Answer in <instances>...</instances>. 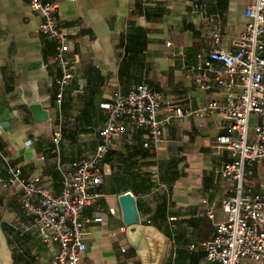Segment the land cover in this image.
<instances>
[{"label": "crops", "instance_id": "crops-1", "mask_svg": "<svg viewBox=\"0 0 264 264\" xmlns=\"http://www.w3.org/2000/svg\"><path fill=\"white\" fill-rule=\"evenodd\" d=\"M252 1L59 0L55 17L81 60L58 105L55 41L38 31L41 17L29 0H0V149L10 148V163L23 177H40L59 194L58 161L70 164L95 154L106 119L104 104L118 88L145 83L161 91L165 101H180L185 109L220 98L187 76L188 68L206 60L212 48L207 37L211 24L193 12L191 2L221 18L222 46L229 48L233 35L249 21L245 9ZM35 104L47 111L46 120H36L31 109ZM59 114L64 120L57 155L51 150V136ZM225 125L219 112L202 119L174 117L157 148L143 146L144 130L118 141L104 160L103 183L96 190L100 196L86 211L90 221L84 224L88 249L83 264H142L122 218L119 196L126 192L136 197L141 223L167 237L161 264H204V244L214 236L216 224L226 219L221 201L229 190L220 170L233 156L214 148ZM7 166L0 156V224L13 264H55L57 245L44 242L35 229L22 236L16 231L30 217L21 207L20 184L4 183ZM245 184L264 194V158L247 169ZM206 196L213 217L203 202ZM99 216L101 222L92 220Z\"/></svg>", "mask_w": 264, "mask_h": 264}, {"label": "built area", "instance_id": "built-area-1", "mask_svg": "<svg viewBox=\"0 0 264 264\" xmlns=\"http://www.w3.org/2000/svg\"><path fill=\"white\" fill-rule=\"evenodd\" d=\"M29 2L41 17L38 31L56 43L54 62L60 74L55 79V100L60 105L76 75L81 54L55 17L59 0ZM191 6L193 12L211 24L207 37L212 48L206 60L188 68L187 76L198 88L216 92L220 98H210L196 109H185L180 101H165L161 91L145 83L118 88L113 100L104 104L106 119L95 154L70 164L58 161L62 173L59 194H54L40 177H23L21 169L10 163V148L0 149V156L8 163L4 183L20 184L21 207L30 217L16 231L22 236L35 229L44 242L57 245L55 264H83V254L88 249L84 224L90 221L86 211L100 196L96 190L103 183L104 160L118 141L136 130H144L143 146L157 148L172 118L202 119L213 112H219L226 121L214 148L229 150L233 159L220 170L229 190L221 201L226 219L216 224L214 236L204 244V264L264 262V194L245 184L247 169L264 158V0H253L247 5L245 14L249 21L244 30L233 35L229 48L222 46L225 34L221 18L209 14L198 2H191ZM162 111L166 116H160ZM63 120L59 114L51 136V150L57 155L61 152ZM157 171H153L156 179ZM203 202L213 217L209 197ZM110 213L116 214V209L110 208ZM92 220L101 222L103 218Z\"/></svg>", "mask_w": 264, "mask_h": 264}, {"label": "water", "instance_id": "water-1", "mask_svg": "<svg viewBox=\"0 0 264 264\" xmlns=\"http://www.w3.org/2000/svg\"><path fill=\"white\" fill-rule=\"evenodd\" d=\"M31 109L35 114L37 121H44L48 118L47 111L44 110L40 104L32 105ZM119 203H120L123 222L127 226V237L130 243L135 247L137 253L139 254L142 264H145V262L143 261L141 252L138 248L137 236L146 229H149L161 235L164 241V249L159 262V264H161V260L167 243V237L162 232H160L155 226L145 225L141 223L140 214L137 208V200L132 192H126L121 194L119 196ZM0 264H13L12 251L9 247L7 237L5 235V232L3 231L1 224H0Z\"/></svg>", "mask_w": 264, "mask_h": 264}, {"label": "bare ground", "instance_id": "bare-ground-1", "mask_svg": "<svg viewBox=\"0 0 264 264\" xmlns=\"http://www.w3.org/2000/svg\"><path fill=\"white\" fill-rule=\"evenodd\" d=\"M137 244L145 264H159L164 249L159 233L146 229L137 236Z\"/></svg>", "mask_w": 264, "mask_h": 264}]
</instances>
